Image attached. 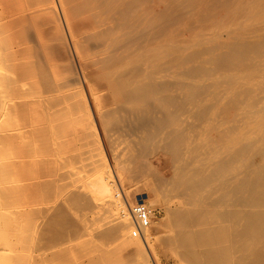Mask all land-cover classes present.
Listing matches in <instances>:
<instances>
[{"label":"bare ground","instance_id":"6f19581e","mask_svg":"<svg viewBox=\"0 0 264 264\" xmlns=\"http://www.w3.org/2000/svg\"><path fill=\"white\" fill-rule=\"evenodd\" d=\"M142 179L177 264H264V0H0L3 263L157 264Z\"/></svg>","mask_w":264,"mask_h":264},{"label":"rangeland","instance_id":"374dc122","mask_svg":"<svg viewBox=\"0 0 264 264\" xmlns=\"http://www.w3.org/2000/svg\"><path fill=\"white\" fill-rule=\"evenodd\" d=\"M137 181H135L133 184L134 187L139 189L137 191L138 193L136 192L135 201H138V200L143 201L146 203L147 207L151 206L152 212L154 214L153 218H154V222H155L156 227L154 229H152V231L150 232V237H149L147 242H148L150 250L154 254V257L156 256L155 257L156 263L157 264H177V262L174 258L168 257L163 253L162 248L159 245V236L166 231V226H164V224H162V223H164V220L167 216L166 204L164 203V201H158L156 204L152 205L150 202L151 200H150V192H149L150 186H151V181H149V183H148V180H145V179L144 180L143 179L137 180ZM148 184H149V186H148ZM149 202H150V204H149ZM135 204H136V202H135ZM21 246H23V245H21V244L19 245L16 242V240H14V241L10 240L9 235L7 233H5V235H4V233L3 234L0 233V263L1 262H2V264L6 263V262L14 263L15 261L12 258H8V259L3 260V256H14L16 254V252L24 253V248ZM19 247H20V249H19ZM155 247L157 248V250ZM156 252H157V254H156ZM152 263L154 264V262H152Z\"/></svg>","mask_w":264,"mask_h":264},{"label":"built area","instance_id":"2783aa9c","mask_svg":"<svg viewBox=\"0 0 264 264\" xmlns=\"http://www.w3.org/2000/svg\"><path fill=\"white\" fill-rule=\"evenodd\" d=\"M135 225L133 228V235H141L142 230L150 223V212L145 202L136 201L134 208Z\"/></svg>","mask_w":264,"mask_h":264}]
</instances>
